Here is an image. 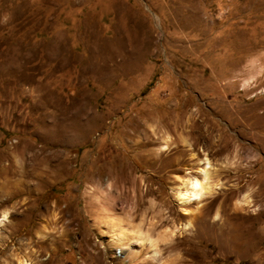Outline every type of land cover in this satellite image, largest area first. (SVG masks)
I'll return each mask as SVG.
<instances>
[{"label":"rangeland","instance_id":"rangeland-1","mask_svg":"<svg viewBox=\"0 0 264 264\" xmlns=\"http://www.w3.org/2000/svg\"><path fill=\"white\" fill-rule=\"evenodd\" d=\"M21 261L264 264V0H0V264Z\"/></svg>","mask_w":264,"mask_h":264},{"label":"bare ground","instance_id":"bare-ground-1","mask_svg":"<svg viewBox=\"0 0 264 264\" xmlns=\"http://www.w3.org/2000/svg\"><path fill=\"white\" fill-rule=\"evenodd\" d=\"M206 167H204L201 170L202 174L199 177H191V178L189 177L190 179L186 180L187 182L184 181L185 185L183 188H177V190L175 191V194L181 204L183 203L185 205L187 203H190L196 200L197 198H199L201 194H204L203 192L208 191L207 185L205 182L207 180L206 178L208 175V171ZM134 238L135 236H133L130 232H127V231L122 232V233H119L116 231L112 234V239L115 242H119L123 244L124 242H129L130 240ZM120 253L121 251H117L118 256H120ZM20 264H27V263H24V261H21Z\"/></svg>","mask_w":264,"mask_h":264}]
</instances>
